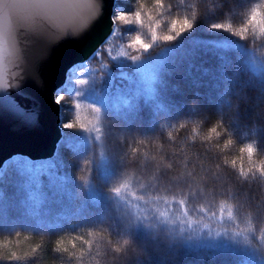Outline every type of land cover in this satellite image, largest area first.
I'll return each instance as SVG.
<instances>
[{
	"label": "clouds",
	"instance_id": "9594fccd",
	"mask_svg": "<svg viewBox=\"0 0 264 264\" xmlns=\"http://www.w3.org/2000/svg\"><path fill=\"white\" fill-rule=\"evenodd\" d=\"M40 2L0 0V64L16 73L11 82L0 79V90L19 86L37 38H75L103 8L102 0H92V14L65 20ZM137 12L147 17L150 38L127 37L130 62L175 41L198 20L227 33L245 56L226 76L211 115L192 100L188 107L196 114L162 120L155 133L119 132L111 124L108 138L103 129L109 122L90 107L93 119L83 131L104 145L96 151L113 150L116 166L102 187L109 200L104 219L55 236L19 227L0 231V264H149L153 256L169 264L181 246L204 238L228 240L264 264V0H138L130 23ZM234 125L247 129L239 139ZM93 159L90 146L87 155L69 161L84 189L93 183Z\"/></svg>",
	"mask_w": 264,
	"mask_h": 264
},
{
	"label": "trees",
	"instance_id": "16d2710c",
	"mask_svg": "<svg viewBox=\"0 0 264 264\" xmlns=\"http://www.w3.org/2000/svg\"><path fill=\"white\" fill-rule=\"evenodd\" d=\"M118 10L131 14L138 8V0H116ZM150 5L151 0H145ZM115 13H113V16ZM144 27L135 23L130 25L118 22L110 39L104 43L95 56L87 61L95 70L96 79L108 86L115 100L125 98L126 104L121 112L110 110L106 113L105 137H110L111 124L117 126V131L141 134H152L158 130L159 123L180 118L184 115L196 114L188 107L192 100L197 101L199 108L210 115L217 108V100L233 65L240 66L241 53L226 54L205 44L209 41H228L243 47L233 38L219 30H207L204 22L197 21L192 30L183 33L175 41L165 45H154L153 49L141 60L154 56H162V62L156 69L155 95L158 106L148 107L145 96V85L140 83L136 71V63L130 62L126 56L114 59L111 46L128 54L124 47L127 37L139 34L141 39L150 38L149 22L143 17ZM245 69L241 67L243 72ZM264 74V69H261ZM264 82V81H262ZM119 90L121 94H118ZM121 96V97H120ZM124 100V99H123ZM236 127L238 139L242 129ZM264 143V130L259 133ZM94 150L92 161V180L87 189L77 183L73 171L75 165L69 161L79 159ZM61 147V146H60ZM118 148L119 145L117 144ZM194 150L195 145L191 146ZM97 143L90 140L87 147H77L74 144L57 149L53 162V176L43 178L44 185L37 191L27 188L26 177L22 170L17 169L7 190L1 197L3 207H0V231L14 227L31 229L34 232H47L55 236L64 231H74L76 228L102 221L104 210L109 206L102 187L106 185L99 174V159ZM109 166L116 175L113 150H106ZM78 191L81 195H78ZM0 202V203H1ZM3 211V212H2ZM5 215V216H4ZM7 217V220L5 219ZM5 220V221H4ZM142 233L137 232L139 238ZM244 254L224 251L211 246L191 247L181 246L175 258L169 264H258L254 256L244 251ZM251 255L254 260L248 262L245 258ZM149 264H163L160 258L153 256Z\"/></svg>",
	"mask_w": 264,
	"mask_h": 264
},
{
	"label": "water",
	"instance_id": "95a60500",
	"mask_svg": "<svg viewBox=\"0 0 264 264\" xmlns=\"http://www.w3.org/2000/svg\"><path fill=\"white\" fill-rule=\"evenodd\" d=\"M114 6L115 0H103L100 17L79 36H41L28 50L29 67L19 86L0 90V168L14 156L31 161L54 157L62 138L56 97L69 69L92 59L112 35ZM3 75L11 82L16 73L6 64ZM3 97L14 102L18 110H13Z\"/></svg>",
	"mask_w": 264,
	"mask_h": 264
},
{
	"label": "rangeland",
	"instance_id": "374dc122",
	"mask_svg": "<svg viewBox=\"0 0 264 264\" xmlns=\"http://www.w3.org/2000/svg\"><path fill=\"white\" fill-rule=\"evenodd\" d=\"M117 5L118 4L115 0V14H117L119 11ZM205 44L226 54L241 53L243 57L245 56L244 51H242L240 47L228 41L213 40ZM110 49L112 57L116 60L119 59V49L116 50L114 45L111 46ZM161 62L162 56L157 55L136 63V71L139 75L140 83L145 85L144 89L148 107L159 105V101H157L155 95V82L156 69L161 64ZM77 69V76L73 78L72 84L65 83L62 87L64 88L62 91L67 92H60L56 97V100L59 99L60 128L62 131V138L57 147L58 150L61 147L70 146L73 144L77 147H87L90 140H94L96 142L93 135L86 134L83 131L85 127L89 126L90 121L93 119V115L90 112V107L99 108L105 119L106 113H108L110 110L121 112L123 111V108L125 107L124 105L126 104L125 98H123L124 100H115V94H111V92L108 90L109 87L106 85L103 86L96 79L95 70L92 69L88 62L75 67L73 70ZM77 81L82 82L78 83ZM121 91L122 90H119L118 94H121ZM65 123L72 124L73 127L66 129L63 126ZM103 131L105 133L106 129L104 128ZM65 133L71 135L72 137L67 140ZM97 147V149H102L104 148V145L97 143ZM51 159L45 161H31L23 156H14L13 158L7 160L0 168V195L4 190L9 188L13 174L17 169L23 171L27 181V188H31L32 191H37L42 188L44 182L38 184L40 180L43 181V178L48 176L52 177L54 175L53 162ZM98 159L100 177L102 181L107 184L114 178V175L112 173V169L109 166L106 150L103 152L98 151ZM1 200L2 199L0 198V202ZM3 206V202H1L0 207ZM5 219L7 220V217H5ZM187 246H211L216 249L235 252L238 254L245 253L236 245L223 238H204ZM245 259L248 262H252L254 260L251 255H247Z\"/></svg>",
	"mask_w": 264,
	"mask_h": 264
},
{
	"label": "snow or ice",
	"instance_id": "6c2138e0",
	"mask_svg": "<svg viewBox=\"0 0 264 264\" xmlns=\"http://www.w3.org/2000/svg\"><path fill=\"white\" fill-rule=\"evenodd\" d=\"M40 6L53 18L65 19V20H70L75 17L83 18L87 15L92 14L94 11L92 0H41ZM117 13L120 14L118 17L119 22H123L124 24H128V25L132 24L130 23V20L132 19L130 14H124L121 11H118ZM114 17H116V14L112 17V21ZM135 20H136L135 23L136 25L143 23V18L141 17L139 12L136 13ZM95 22L96 21H94L93 24ZM93 24L88 29H90L93 26ZM112 25L113 26L115 25L114 21ZM121 52L123 53L124 56L127 55V53L123 52V50H121ZM5 67L6 64H0V79H3L4 82L7 83V80L3 75ZM73 69H75V66H73ZM73 69H69V74H67V79L65 81L66 84L69 83L72 84L73 78L77 76L78 69L77 70H73ZM77 82H82V81H77ZM62 89L64 88H61L59 92H67V91H62ZM3 99H5V101L10 105V107L13 108V110H18V106H16L14 102H12L9 98L3 97ZM19 111L22 112V110ZM63 126L66 129L73 127V125L69 123H65ZM65 136L67 140H69L72 137L67 133H65Z\"/></svg>",
	"mask_w": 264,
	"mask_h": 264
}]
</instances>
